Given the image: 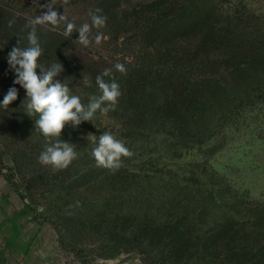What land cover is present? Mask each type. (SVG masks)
<instances>
[{
    "label": "rangeland",
    "instance_id": "1",
    "mask_svg": "<svg viewBox=\"0 0 264 264\" xmlns=\"http://www.w3.org/2000/svg\"><path fill=\"white\" fill-rule=\"evenodd\" d=\"M60 2L55 0V10L65 14L67 21L58 27L37 26L44 49L38 63L49 67L60 62L64 70L56 79L68 84L84 105L92 96L102 94L92 75L105 70L119 73L116 63L126 66L127 75L149 85L158 84L159 73L170 66L211 77L214 68L204 65L225 58L230 38L242 35L241 39L257 40L264 36V0H69L65 11ZM46 3L50 0H0V43L7 42L0 49V102L9 88L18 89L17 100L7 110L0 108V170L19 192L33 225L28 248L18 263L167 264L164 255L134 241L130 233L137 225L133 221L120 225L114 193L99 183L106 168L98 167L91 153L93 139L98 141L105 131L123 140L134 153L130 158L122 157L120 168L132 175L123 174L126 182L150 174L166 178L178 175L185 179V185L222 182L224 202H231L232 196L242 201L236 216L244 224V235L263 228L264 222L256 216L264 217V88L247 92L240 87L231 89L228 82L232 92L226 97L242 95L244 105L231 114L225 112L228 118L223 121L218 120V113L209 115L206 129H202L209 139L200 144L182 142L176 153L172 145L179 140L174 137L151 141L145 134L124 130L122 121L98 111L93 123L82 122L76 128L69 124L63 129L60 139L76 145L78 152L68 168L53 171L50 165L39 163L46 140L36 130L38 116L26 113V91L13 83L16 76L8 64V54L20 39L22 46H28L30 22L46 11ZM97 8L102 10L98 15L107 17L106 26L92 28L89 47L77 42L76 30L71 36L64 35L68 21L77 28L84 23L91 25L89 13ZM97 32L104 37L100 45L93 39ZM205 173L210 175L208 179ZM114 180L109 176L105 182L111 186ZM205 188L210 195V187ZM212 255L196 252L201 260L178 264H216Z\"/></svg>",
    "mask_w": 264,
    "mask_h": 264
},
{
    "label": "trees",
    "instance_id": "2",
    "mask_svg": "<svg viewBox=\"0 0 264 264\" xmlns=\"http://www.w3.org/2000/svg\"><path fill=\"white\" fill-rule=\"evenodd\" d=\"M241 36L229 39V53L217 61L220 63H205L204 67L214 68L211 77L170 66L159 73L158 84L149 85L134 75L113 73L122 95L108 115L122 121L126 125L124 130L145 134L150 140L174 137L179 140L172 145L175 153L185 142L206 141L210 136L202 129L209 115L218 113V120L223 121L228 118L225 112L231 114L245 103L242 95L226 97L232 87L247 92L264 88V36L257 40ZM92 77L96 79L97 74ZM228 82L232 84L230 90ZM238 99L240 102L234 106ZM125 170L106 169L99 183L114 193L119 206L115 216L120 225L133 221L137 225L130 233L134 241L164 255L167 264L195 260L196 252L210 254L212 258L214 253L216 264H264V227H260L262 231L251 230L248 237L244 235V224L236 216L242 201L232 196L231 202H224L225 184L185 185V179L178 175L166 178L156 174L138 175L135 182H126ZM205 174L208 179L210 175ZM109 176L115 179L111 186L105 182ZM205 186L210 187V195H206ZM256 219L264 222L260 214Z\"/></svg>",
    "mask_w": 264,
    "mask_h": 264
},
{
    "label": "clouds",
    "instance_id": "3",
    "mask_svg": "<svg viewBox=\"0 0 264 264\" xmlns=\"http://www.w3.org/2000/svg\"><path fill=\"white\" fill-rule=\"evenodd\" d=\"M69 4V0H61L60 5L64 7ZM46 11L37 15L31 22L27 35L28 46H22V40L18 41L8 54V64L14 71L16 79L14 84H19L26 91V113L32 117L37 115L35 127L46 140L44 150L40 153L38 161L45 166H51L53 171L66 169L78 158L76 145L62 141L61 133L66 125L71 124L74 128L82 122L90 121L93 123L96 113L106 115L114 109L122 92L120 84L117 82L111 70H105L96 77V84L101 90L100 96H92L87 105L81 102L79 96L72 93L68 84L61 83L56 78L63 72V65L59 63L45 67L38 63L39 58L44 54V49L39 43L37 36L38 25H51L58 27L61 22L67 21L65 14L59 15L56 9L55 0L43 5ZM102 10L97 8L90 12L91 25L82 24L79 28L68 21L64 30V35L71 36L74 30L78 32L77 42L89 47L92 43L90 39L92 28L100 29L106 26L107 17L98 15ZM11 23V22H10ZM96 45H100L104 39L103 35L97 32L94 36ZM7 44L0 43V49ZM114 68L119 73L126 75V66L116 63ZM39 70V74H37ZM111 77L106 81L104 77ZM87 85L89 82L84 81ZM18 98V89L9 88L7 94L0 102V108L7 110L9 105ZM24 102V101H23ZM23 105V104H22ZM95 137V135H93ZM95 145L92 149L98 167L110 170H118L122 166V157L130 158L134 153L126 146L125 142L118 139L110 131H105L98 137V141L93 139Z\"/></svg>",
    "mask_w": 264,
    "mask_h": 264
},
{
    "label": "crops",
    "instance_id": "4",
    "mask_svg": "<svg viewBox=\"0 0 264 264\" xmlns=\"http://www.w3.org/2000/svg\"><path fill=\"white\" fill-rule=\"evenodd\" d=\"M23 199L0 170V264H19L28 248L32 216Z\"/></svg>",
    "mask_w": 264,
    "mask_h": 264
}]
</instances>
